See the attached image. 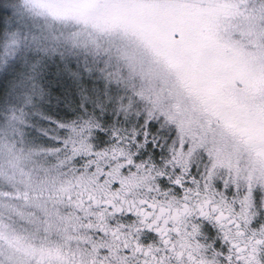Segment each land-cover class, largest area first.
<instances>
[{
  "label": "snow or ice",
  "instance_id": "obj_1",
  "mask_svg": "<svg viewBox=\"0 0 264 264\" xmlns=\"http://www.w3.org/2000/svg\"><path fill=\"white\" fill-rule=\"evenodd\" d=\"M0 264H264V0H0Z\"/></svg>",
  "mask_w": 264,
  "mask_h": 264
}]
</instances>
